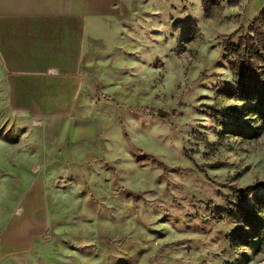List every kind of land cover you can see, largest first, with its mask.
Wrapping results in <instances>:
<instances>
[{"label":"rangeland","instance_id":"1","mask_svg":"<svg viewBox=\"0 0 264 264\" xmlns=\"http://www.w3.org/2000/svg\"><path fill=\"white\" fill-rule=\"evenodd\" d=\"M262 16L264 0H127L88 39L94 115L58 131L8 109L0 66V232L37 182L65 264H264L242 220L259 202L264 222V122L225 90L226 50Z\"/></svg>","mask_w":264,"mask_h":264},{"label":"crops","instance_id":"2","mask_svg":"<svg viewBox=\"0 0 264 264\" xmlns=\"http://www.w3.org/2000/svg\"><path fill=\"white\" fill-rule=\"evenodd\" d=\"M126 2L0 0V66L8 109L21 118L51 122L56 131L61 124L74 126L94 115L88 109V39L92 32L102 33ZM53 158L76 164L70 158ZM42 188L33 183L19 212L1 230L0 264H65L70 257L54 248L61 238L48 235L50 208L43 202Z\"/></svg>","mask_w":264,"mask_h":264},{"label":"trees","instance_id":"3","mask_svg":"<svg viewBox=\"0 0 264 264\" xmlns=\"http://www.w3.org/2000/svg\"><path fill=\"white\" fill-rule=\"evenodd\" d=\"M225 57L231 63L234 82L232 87H226L225 90L255 101L252 110L264 122V16L252 22L240 43L232 44L230 49L226 50ZM237 190L251 193L254 185ZM258 204L259 202L244 208L242 220L249 228L251 238L261 240L264 237V222L255 215ZM211 217V220L219 218L215 214Z\"/></svg>","mask_w":264,"mask_h":264},{"label":"water","instance_id":"4","mask_svg":"<svg viewBox=\"0 0 264 264\" xmlns=\"http://www.w3.org/2000/svg\"><path fill=\"white\" fill-rule=\"evenodd\" d=\"M166 110H164V109H162V108H158L157 110H156V114H157V116H159V117H164L165 115H166Z\"/></svg>","mask_w":264,"mask_h":264},{"label":"bare ground","instance_id":"5","mask_svg":"<svg viewBox=\"0 0 264 264\" xmlns=\"http://www.w3.org/2000/svg\"><path fill=\"white\" fill-rule=\"evenodd\" d=\"M35 125L39 124L38 122H34ZM36 168V167H35Z\"/></svg>","mask_w":264,"mask_h":264}]
</instances>
